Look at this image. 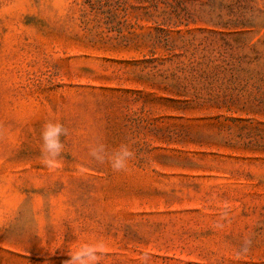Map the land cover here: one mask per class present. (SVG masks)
Listing matches in <instances>:
<instances>
[{
  "label": "rangeland",
  "instance_id": "obj_1",
  "mask_svg": "<svg viewBox=\"0 0 264 264\" xmlns=\"http://www.w3.org/2000/svg\"><path fill=\"white\" fill-rule=\"evenodd\" d=\"M97 143L129 145L127 170ZM84 243L101 264H264V0H0V264Z\"/></svg>",
  "mask_w": 264,
  "mask_h": 264
},
{
  "label": "clouds",
  "instance_id": "obj_2",
  "mask_svg": "<svg viewBox=\"0 0 264 264\" xmlns=\"http://www.w3.org/2000/svg\"><path fill=\"white\" fill-rule=\"evenodd\" d=\"M61 136H67V129L59 119H51L42 125L40 132V154L45 166L54 169L58 166L64 143ZM89 155L98 163L105 161L114 172L126 171L135 153L129 145L121 144L111 153H108L103 143L89 146ZM102 245L96 243H84L78 246L69 255L71 259L66 264H101L103 253ZM150 257L144 254L141 264H148Z\"/></svg>",
  "mask_w": 264,
  "mask_h": 264
}]
</instances>
